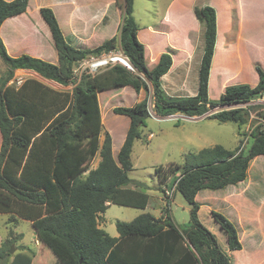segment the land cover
<instances>
[{
    "label": "trees",
    "instance_id": "16d2710c",
    "mask_svg": "<svg viewBox=\"0 0 264 264\" xmlns=\"http://www.w3.org/2000/svg\"><path fill=\"white\" fill-rule=\"evenodd\" d=\"M28 3L29 0H0V27L6 19L25 13ZM122 8L119 34L94 49L72 47L53 10L42 8L41 15L58 52L57 65L26 54L11 57L0 37V57L8 66L7 74L0 80V215H9L12 223L19 219L31 222L40 244L58 264H233L216 235L201 222L196 196L200 191L223 190L246 180L252 161L264 156V124L251 130L253 142L247 152L239 150L240 144L247 142L245 135L239 134L241 142L233 150L216 145L187 156L183 165L155 169L167 189L175 188L168 197L173 198L178 192L190 206L188 223L175 224L166 207L167 216L163 218L142 213L130 222L117 221L118 237L110 236L99 226V216L111 205L146 210L150 201L143 184L130 177L134 170V144L142 138L150 117L148 100L114 109V113L129 119L125 140L114 156L110 133H105L100 144L103 126L99 93L125 87L150 92L152 88L154 111L162 117H201L217 106L248 104L264 98V71L260 66L256 68L259 82L255 87L234 85L227 87L219 100L209 98L217 36L214 7H194V15L204 26V48L197 93L186 97H171L163 90L161 79L173 63L170 52L163 53L157 65L148 69L145 46L138 38L135 0H124ZM118 49L128 57L132 70L116 65L94 77L85 75L71 93L58 92L35 79H26L18 87L9 85L16 70H30L68 86L78 62L89 55ZM254 108L224 110L207 119L249 129ZM257 108L264 109V105ZM261 116L264 117V110ZM89 124L95 126L91 132ZM97 153L101 158L98 166L86 173L89 161ZM211 216L226 235L229 251H241L235 225L215 211ZM14 242L8 240L0 246V264H32L35 254L11 255L10 244Z\"/></svg>",
    "mask_w": 264,
    "mask_h": 264
},
{
    "label": "rangeland",
    "instance_id": "374dc122",
    "mask_svg": "<svg viewBox=\"0 0 264 264\" xmlns=\"http://www.w3.org/2000/svg\"><path fill=\"white\" fill-rule=\"evenodd\" d=\"M173 1L174 0H135L134 16L140 26V37L143 42L140 39L139 40L148 48L147 57L145 56L148 69L154 67L152 64V58L156 50L159 48L162 49L164 48V45H166V43H164V45L162 43L164 41L163 37L152 35L148 30H150V27L154 28L155 24H159V28L157 27L154 29L169 30V27L162 26L160 20L163 18ZM253 2L254 0H180L177 2V5L175 4L171 8L170 12L172 15L179 11L180 18L175 19L176 23H174V26L177 27L181 33L187 31L189 33V30L195 31L198 42L197 45H199V52L195 59L191 61L189 67L185 68L186 74H184L185 76L182 75L185 77V83L183 86L174 87L168 82V80L163 82V90L168 96H195V93L198 90V72L201 61L200 55L203 53L204 48V26L196 20L194 7L210 5L216 8L219 13V28L223 33L228 28L230 8L233 6L238 8V4L241 5V7H246ZM198 25L201 28V33L197 34ZM175 27L170 29L174 30L176 29ZM176 31L173 33H178ZM38 48L36 50H40L41 47ZM153 48H156V50L153 51ZM164 53H167V51ZM7 70L8 66L0 57V80L5 77ZM18 76H21L23 79L28 78L36 80L37 78L35 75L33 77V75H30L29 73L27 75L25 73H19ZM9 84L16 86V84L10 82ZM73 89L74 87L69 90ZM219 91V87L216 86V83L214 82L212 89L209 91V97L213 101H217ZM152 94V88L150 89V92H145L144 90L136 92L131 87H125L118 90L102 92L97 100L100 111V120L103 126L102 135H105L106 132L110 133L113 142L118 147L117 150H119L125 140L129 128V119L125 116L117 115L114 113V109L117 107H131L136 103L147 99L150 111V117L146 120V126L142 130V138L137 140L134 144L133 152L131 154L134 170L130 173V177L133 180L142 183L143 187H145L143 189L149 195L152 194L154 196L151 197V201H149L146 210L111 205L102 215L101 225L102 229L112 237L118 236L116 229L117 221L130 222L142 213H151L156 218H160L161 216L162 218L164 216L166 217L165 209L166 207L169 208V203H171V217L175 224L184 225L189 222L190 206L178 192L175 193V200L172 202L170 201V199L173 198L166 195V187L165 189L163 188L164 186L159 181L155 172V169L158 166L167 167L170 164L183 165L187 156L197 154L202 149L216 145H221L228 150H233L241 142V135L239 134H244L245 139L247 140L246 144H240V151L247 152L253 142L250 132L256 125V119L254 118L251 119L248 124L249 129H247V127L239 129L235 123H221L217 120L207 119V117H188L183 114L162 117L158 116L154 111ZM257 109L258 108L255 107L254 110L256 111L253 113L257 112ZM251 111H253V109ZM259 113V116H261V112ZM88 127L90 132L92 128H95L93 124H89ZM1 141L0 134V147ZM117 150L115 151V155L118 152ZM252 168L253 171L251 172V176L255 177L257 175L264 180V157L255 159ZM251 176L249 175L248 180H246L245 183L238 186H231L227 190L201 191L196 199L199 204H203L201 216L202 219L205 220V223H208V221L211 220V216L208 214V207H211V212L215 211L224 215L239 231L240 234L238 233V235L239 237L241 236L240 242L243 246V250L231 253L233 264H264V243L255 244V236L246 235L241 220H239L236 215L229 216L231 214L227 213L233 211H230L229 205L224 203L226 202L225 195L230 191H241L242 187L245 184H248L249 180L252 178ZM171 179L168 181L170 184H172L170 182ZM260 183L261 182L256 184L259 185ZM263 184L264 182L261 185ZM260 190H262V188ZM172 194L173 193H170V195ZM263 195V193H257L251 196L255 206H258L259 203H263V208L260 211L261 219L259 220L261 223V231H264ZM163 196L166 197V199L162 201L160 199L164 198ZM242 200L243 199H240L239 201L242 202ZM253 217H255V214ZM9 218V215L7 214L0 215V246L3 245L4 242L12 240L15 242L14 244H10L11 248L14 250L11 255H15L18 252H25L33 255L35 254L32 264H58L54 255L46 248H43L39 243L40 241L35 235V229L32 224L23 220L12 223ZM254 222L257 225L256 230L259 231L258 220L254 219ZM6 227L8 228L6 229ZM22 236H24L23 241H20ZM224 238V235L219 233L218 239L221 242V247L225 251H228V246L227 243H225Z\"/></svg>",
    "mask_w": 264,
    "mask_h": 264
},
{
    "label": "crops",
    "instance_id": "0c3cea01",
    "mask_svg": "<svg viewBox=\"0 0 264 264\" xmlns=\"http://www.w3.org/2000/svg\"><path fill=\"white\" fill-rule=\"evenodd\" d=\"M179 1L180 0H174L160 20L162 26L169 27V30L154 29L157 28L159 24H155L154 28L150 27V30H148L152 35L163 37V45L166 43L162 49L159 48L156 50V48H153V51L156 50L152 58L153 66L157 65L160 56L164 52L167 51L172 54V67L169 72L162 77V86L165 80H168L174 87L183 86L185 83V68L189 67L191 61L195 59L199 52L195 31L189 30V33L188 31L181 33L179 29L174 26V23H176L175 19H179L180 15L178 9V13L174 15L171 14L170 10L175 4L177 5ZM123 4L124 0H29L28 8L25 13L8 18L4 21L0 27V37L11 57L16 58L26 54L57 65L59 63L58 52L50 28L41 15L42 8L48 7L53 10L67 42L72 47L76 49H94L119 34L123 23ZM238 6V8H236V6L230 8L228 28L223 33L219 28V13L217 12V36L210 69L209 91L212 89V85L215 82L220 90L218 100L227 87L240 84H248L251 87H255L259 82V75L256 69L257 66H260L264 71V0H254L252 4L246 7H241L239 4ZM196 20L198 21L197 18ZM172 27L176 29H170ZM175 31L178 33H173ZM198 33H201L199 25L197 27V34ZM138 38L142 41L140 30L138 32ZM38 47H41L40 50H36ZM147 52L148 48L145 46L146 57ZM202 54L203 53H201L200 58ZM15 73L16 75L19 73H25L27 75L29 73L33 75V77L35 75L37 81L58 92H72V90H69L73 88L70 85L63 86L44 79L33 71L16 70ZM100 94L101 93L98 94V98ZM104 136V134L100 136V144H102ZM117 149L118 147L113 142L114 156L119 152ZM116 150L118 152L115 155ZM260 157L264 156H258L255 159ZM255 159L253 160L254 162ZM100 160L99 153H97L96 156L89 161L88 171H86V173L95 169ZM253 161L249 167L246 180H248L249 175L251 176V172L253 171ZM251 177L248 184H245L241 191L236 190L227 193L225 195L226 202L224 203H227L230 211H233L227 214H231L229 216L236 215L243 223L246 235H254L255 244H261L264 243V231H261V223L259 220L261 219L260 211L263 208V203H259L258 206H255L251 196L257 193L264 194V184L261 185L264 180L257 175ZM246 180L235 186L245 183ZM259 182H261L259 185L256 184ZM163 186L164 189L165 187L167 188L166 185ZM229 187L225 188V190L229 189ZM261 188L262 190H260ZM152 196L154 195L150 194V201ZM175 198L176 194L170 201H174ZM239 198L243 199L242 202L239 201ZM164 199H166V197L160 200L163 201ZM262 202H264V198H262ZM169 208L171 210V206ZM202 208L203 204H200L198 215L201 222L216 235L217 239L219 233L224 235L225 243H227L226 235L211 216V207H208V214L211 216V220H209L208 223H205V220L202 219ZM254 214L255 217H253ZM102 215L103 214H101L98 219L101 228ZM254 219L259 222V231L256 230L257 225ZM19 221L22 220L19 219ZM29 223L32 224L31 222ZM7 228L8 227H6V229ZM23 238L24 236L20 238V241H23ZM239 238L241 240V236ZM219 243L221 246L220 241ZM225 252L232 256V252L229 251V249Z\"/></svg>",
    "mask_w": 264,
    "mask_h": 264
},
{
    "label": "built area",
    "instance_id": "2783aa9c",
    "mask_svg": "<svg viewBox=\"0 0 264 264\" xmlns=\"http://www.w3.org/2000/svg\"><path fill=\"white\" fill-rule=\"evenodd\" d=\"M116 65H122L126 67L129 70H132L131 63L128 59V57L124 54V52L121 49L111 51L109 53H103L101 55H89L80 62L77 63V66L73 70V77L72 81L70 83L71 87L77 86L81 79L85 76H96L97 74L105 71L108 68H111ZM26 79H23L21 76H14V78L10 81L12 84H16V87L20 86ZM11 85V84H9ZM15 86V85H13ZM259 105H264V98L254 100L251 103L248 104H238V105H225V106H217L215 108L210 109L205 115L201 117H209L211 115L222 112L224 110H232L236 108H254ZM259 112L263 111L264 109H257ZM256 110L251 111V119H256V125L264 124V117L259 116V112H255ZM254 126V127H255ZM253 127V128H254ZM252 128V129H253ZM174 189H167L166 188V195H170V193L174 192Z\"/></svg>",
    "mask_w": 264,
    "mask_h": 264
},
{
    "label": "water",
    "instance_id": "95a60500",
    "mask_svg": "<svg viewBox=\"0 0 264 264\" xmlns=\"http://www.w3.org/2000/svg\"><path fill=\"white\" fill-rule=\"evenodd\" d=\"M200 118H204V117H200ZM10 252H11V254H13V252H14L13 248H11Z\"/></svg>",
    "mask_w": 264,
    "mask_h": 264
}]
</instances>
